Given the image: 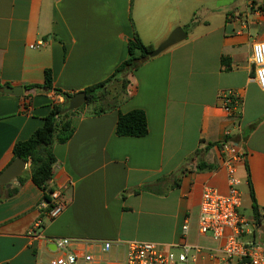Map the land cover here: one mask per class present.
<instances>
[{
  "label": "crops",
  "instance_id": "0c3cea01",
  "mask_svg": "<svg viewBox=\"0 0 264 264\" xmlns=\"http://www.w3.org/2000/svg\"><path fill=\"white\" fill-rule=\"evenodd\" d=\"M177 28L186 40L112 80L97 103L76 111L73 137L53 144L49 188L63 190L67 210L47 220L30 163L22 185L13 181L18 193L0 202V264H45L62 254L50 238L186 243L200 248L188 264H238L222 253L225 239L199 233L198 220L207 186L222 195L230 189L222 151L230 140L246 156L235 175L252 215H241L255 220L250 184L264 214V91L252 61V45L264 42V0H0V173L15 160L18 141L64 102L55 90L74 96L105 82L129 59L136 35L155 49ZM7 87H22L23 95ZM229 93L239 99L230 112ZM133 110L146 114L148 134L118 137V115ZM201 161L215 169L198 171ZM39 219L44 230L35 237ZM260 225L264 239V220ZM71 249L93 256L79 264L126 260L123 247Z\"/></svg>",
  "mask_w": 264,
  "mask_h": 264
},
{
  "label": "built area",
  "instance_id": "2783aa9c",
  "mask_svg": "<svg viewBox=\"0 0 264 264\" xmlns=\"http://www.w3.org/2000/svg\"><path fill=\"white\" fill-rule=\"evenodd\" d=\"M252 61L254 64V79L264 91V42L259 41L252 45ZM226 109L230 112L239 104L234 93L224 95ZM226 168L229 173L230 189L226 195L220 194L214 188L207 186L202 193L198 227L201 235L210 234L214 240L225 239L222 253L229 261L242 264H264V239L261 225L241 215L242 196L240 180L236 177V167L245 160L244 149L227 141L222 145ZM50 202H44L41 210L49 222L56 220L64 210L68 209L69 202L63 190L51 192ZM264 220V214L261 215ZM44 223L38 220L30 234L42 237ZM187 234L188 224L183 226ZM52 242L62 252L61 255L51 258L45 264H79L91 263L93 256L79 255L71 247L74 243H82L85 247H100L103 253H109L115 247L125 249V264H188L195 262L200 248L186 243L179 245H161L155 242L126 241L120 243L100 242L89 240H71L65 238L46 239Z\"/></svg>",
  "mask_w": 264,
  "mask_h": 264
},
{
  "label": "trees",
  "instance_id": "16d2710c",
  "mask_svg": "<svg viewBox=\"0 0 264 264\" xmlns=\"http://www.w3.org/2000/svg\"><path fill=\"white\" fill-rule=\"evenodd\" d=\"M154 50L153 46L144 45L138 35L128 43L129 59L121 66L116 68L113 75L105 82L96 86L88 87L84 90L87 103H97L101 96L102 90H105L107 85L114 79H118L121 75H126L133 72L138 66L140 61H146L149 54ZM137 52L139 54L137 55ZM44 89L50 91L53 89V81L49 71L45 73ZM57 95L62 96L65 100L62 103H55L50 113L45 118L44 126L37 129L27 141L19 142L14 146V158H21L22 160L30 163L31 180L42 192L44 193V201L50 202V194L52 190L49 188L50 182L53 179V168L56 164V156L52 150L53 144L58 142L64 144L68 142L75 133V128L72 125V117L75 112L64 113L65 102L70 100L73 96L68 93H61L55 90ZM84 108V107H83ZM104 109L93 113V115L103 114ZM146 114L140 110H133L127 114H119L116 127V135L118 137H145L148 134V124ZM215 166L201 161L197 165L198 171L214 170ZM20 185L23 183L21 177L17 178ZM250 181V179H249ZM5 186H0V190H5ZM254 188L250 184V197L252 200L253 217L259 224L262 222V214L260 213L258 203L255 198ZM19 191V188H10L1 195L0 202L5 199L12 198ZM242 264V263H238Z\"/></svg>",
  "mask_w": 264,
  "mask_h": 264
},
{
  "label": "water",
  "instance_id": "95a60500",
  "mask_svg": "<svg viewBox=\"0 0 264 264\" xmlns=\"http://www.w3.org/2000/svg\"><path fill=\"white\" fill-rule=\"evenodd\" d=\"M187 34L182 28L175 29L167 40L160 43L148 56V58H154L161 54L163 51L168 50L172 46L186 40ZM4 92L13 94L16 96L23 95L22 87H7L4 88ZM87 103V97L85 92L75 94L70 100L65 102V109L61 114L75 112L81 109ZM27 169V162L21 158H16L13 162L0 173V186H5L7 189L11 188L14 180L19 178Z\"/></svg>",
  "mask_w": 264,
  "mask_h": 264
},
{
  "label": "rangeland",
  "instance_id": "374dc122",
  "mask_svg": "<svg viewBox=\"0 0 264 264\" xmlns=\"http://www.w3.org/2000/svg\"><path fill=\"white\" fill-rule=\"evenodd\" d=\"M113 92H115V89L114 90H112ZM108 92H110V91H108ZM244 186L242 187V188H240V191H243L244 190ZM244 197V204H243V207H242V209H241V212L242 213H244V215H248V216H250V215H252V212H251V210L247 207V201H248V199H247V189L245 190V196H243Z\"/></svg>",
  "mask_w": 264,
  "mask_h": 264
}]
</instances>
